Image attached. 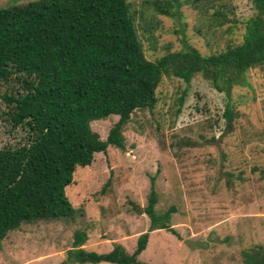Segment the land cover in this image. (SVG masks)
Returning a JSON list of instances; mask_svg holds the SVG:
<instances>
[{
  "label": "rangeland",
  "instance_id": "374dc122",
  "mask_svg": "<svg viewBox=\"0 0 264 264\" xmlns=\"http://www.w3.org/2000/svg\"><path fill=\"white\" fill-rule=\"evenodd\" d=\"M28 1L0 0V6ZM126 2L151 61L190 47L216 53L241 40L254 10L252 0ZM245 78L247 85L231 89L228 126L222 115L226 96L201 74L188 82L162 75L153 108L132 112L124 148L108 145L89 165L75 166L64 187L77 208L74 217L22 222L2 239L0 264H57L77 229L87 233L81 246L97 252L116 243L131 252L136 237L147 232L139 264H244V251L264 248V70L253 67ZM2 110L0 101V147L24 134L2 118ZM116 119L110 114L90 127L104 139ZM151 176L155 212L173 206L168 228L148 230L142 208Z\"/></svg>",
  "mask_w": 264,
  "mask_h": 264
},
{
  "label": "trees",
  "instance_id": "16d2710c",
  "mask_svg": "<svg viewBox=\"0 0 264 264\" xmlns=\"http://www.w3.org/2000/svg\"><path fill=\"white\" fill-rule=\"evenodd\" d=\"M252 1L254 10L240 41L209 55L190 47L154 61L144 57L126 0H32L0 6L2 118L24 133L19 141L0 147V246L22 222L74 217L77 208L64 187L75 166L89 165L94 153L105 152L108 145L124 148L123 130L132 112L153 108L162 75L188 82L201 74L226 96L222 115L228 125L231 89L248 84L247 70H264V0ZM159 11L168 14L164 8ZM177 100L180 105L182 97ZM110 114L117 119L102 139L90 122ZM149 182L142 208L148 230L168 228L173 206L155 212L153 176ZM147 238V232L140 233L131 252L119 243L97 252L81 246L87 233L77 229L57 264H139ZM243 262L264 264V248L244 251Z\"/></svg>",
  "mask_w": 264,
  "mask_h": 264
}]
</instances>
